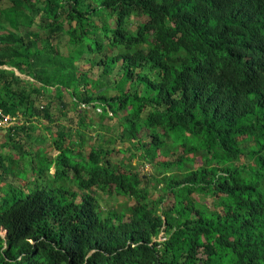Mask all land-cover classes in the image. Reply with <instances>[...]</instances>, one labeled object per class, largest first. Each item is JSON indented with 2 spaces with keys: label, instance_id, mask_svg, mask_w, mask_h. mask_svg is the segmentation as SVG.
Returning <instances> with one entry per match:
<instances>
[{
  "label": "trees",
  "instance_id": "16d2710c",
  "mask_svg": "<svg viewBox=\"0 0 264 264\" xmlns=\"http://www.w3.org/2000/svg\"><path fill=\"white\" fill-rule=\"evenodd\" d=\"M9 1L0 264H264V0Z\"/></svg>",
  "mask_w": 264,
  "mask_h": 264
},
{
  "label": "rangeland",
  "instance_id": "374dc122",
  "mask_svg": "<svg viewBox=\"0 0 264 264\" xmlns=\"http://www.w3.org/2000/svg\"><path fill=\"white\" fill-rule=\"evenodd\" d=\"M10 3L9 0H0V6L5 7ZM145 18L144 17H135L133 18V22H141V20L143 21ZM5 68L7 69H12V67H8L5 66ZM17 71V70H16ZM17 74H20L21 77H23L24 79H30L33 80L31 77L25 75V74H21L17 71ZM125 122V121H124ZM41 127H44V124L41 125ZM46 132H49L48 129H45ZM6 130H0V138H4L3 134H5ZM140 132V131H139ZM49 134V133H46ZM139 134L144 135L143 132H140ZM107 138V137H106ZM56 151H54L55 153ZM197 164H201V161H197ZM141 169L143 172H148V173H152L155 171V167H152V165L150 163H147L145 165H140ZM55 169L53 168L52 171H54ZM162 185V184H161ZM160 185V186H161ZM210 196L207 195V199L210 200L209 198ZM125 198L119 195H113V196H108L107 194H103L102 199H101V204L103 205V207L105 209H114L115 211H122L123 209L126 208L125 202H124ZM0 233L5 234V230L3 228H0ZM163 236V235H162Z\"/></svg>",
  "mask_w": 264,
  "mask_h": 264
},
{
  "label": "built area",
  "instance_id": "2783aa9c",
  "mask_svg": "<svg viewBox=\"0 0 264 264\" xmlns=\"http://www.w3.org/2000/svg\"><path fill=\"white\" fill-rule=\"evenodd\" d=\"M13 122H14V119H12L10 116L5 115L0 110V129L11 125Z\"/></svg>",
  "mask_w": 264,
  "mask_h": 264
},
{
  "label": "clouds",
  "instance_id": "9594fccd",
  "mask_svg": "<svg viewBox=\"0 0 264 264\" xmlns=\"http://www.w3.org/2000/svg\"><path fill=\"white\" fill-rule=\"evenodd\" d=\"M17 70V69H16ZM18 71V70H17ZM16 71V72H17ZM19 72V71H18ZM20 73V72H19ZM14 122H15V120H14ZM13 122V123H14ZM10 126V125H9ZM4 128H6V127H3V128H1L0 130H4ZM0 228H3L4 230H7L6 228H4V227H0ZM7 232H8V230H7ZM7 232L5 231V234H2V233H0L1 235H3V236H6V234H7Z\"/></svg>",
  "mask_w": 264,
  "mask_h": 264
},
{
  "label": "water",
  "instance_id": "95a60500",
  "mask_svg": "<svg viewBox=\"0 0 264 264\" xmlns=\"http://www.w3.org/2000/svg\"><path fill=\"white\" fill-rule=\"evenodd\" d=\"M7 232V230H5Z\"/></svg>",
  "mask_w": 264,
  "mask_h": 264
}]
</instances>
